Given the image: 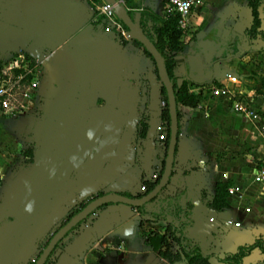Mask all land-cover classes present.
Returning <instances> with one entry per match:
<instances>
[{"label": "crops", "instance_id": "0c3cea01", "mask_svg": "<svg viewBox=\"0 0 264 264\" xmlns=\"http://www.w3.org/2000/svg\"><path fill=\"white\" fill-rule=\"evenodd\" d=\"M165 1L140 2L162 19ZM258 13L264 31V0ZM189 22L177 71L185 75L194 34L204 31L215 46L213 54L201 52L211 82L190 86L185 78L201 97L196 108H179L171 176L156 202L178 196L190 207L187 237L205 255L222 256L264 239V186L252 181L264 158V88L239 81L251 58L264 61V41L250 45L245 38L247 0H201ZM16 49L40 61L48 78L29 119L0 116V264H31L88 200L140 194L143 182L160 177L166 152L153 61L133 40L104 34L87 0H0V64ZM225 74L236 78L235 90L253 116L209 98V89L226 84ZM219 183L241 191L227 192L224 208L215 212L209 204ZM155 208V202L145 205L147 212ZM140 220L130 207L103 206L57 244L49 264H184L157 255L156 238L168 236L170 218L142 226ZM243 264H264V254L254 251Z\"/></svg>", "mask_w": 264, "mask_h": 264}, {"label": "trees", "instance_id": "16d2710c", "mask_svg": "<svg viewBox=\"0 0 264 264\" xmlns=\"http://www.w3.org/2000/svg\"><path fill=\"white\" fill-rule=\"evenodd\" d=\"M247 1L251 13V25L245 31V38L247 42L252 45L257 39H259L260 41H264V31L260 30V19L258 13V8L261 5L262 0ZM124 3L125 7L128 9L127 14L131 18V20H138V23L143 29V32L145 33L147 38L154 44L156 50L161 55L162 67L166 71L171 85L173 86L177 116L179 115L180 107H187L191 109L196 108L199 103L201 94L192 92L189 88V84L185 79V75L180 74L177 71L178 67L181 64V60L177 58V54L182 53L184 50V45L180 41L183 31L178 27L179 18L177 16L164 15L162 19H159L151 12L144 10V8L141 7V2L124 0ZM138 9L142 10L137 11ZM159 21H161L162 23L161 27L156 26L157 22ZM133 42L135 45L142 47L138 42ZM143 51L145 55L153 61V59L144 48ZM155 72L157 74L156 69ZM213 84L217 85L215 81H213ZM190 86L197 85L190 82ZM161 94L163 97V102L165 103V107L161 111V120L163 121L167 131L165 139V147L167 148L170 119L169 111L167 108L168 106L166 91L163 86H161ZM158 180L159 178H157L154 183L143 182V185L145 187L144 193L125 195V197L137 199L148 194L155 187ZM229 187L230 186L228 183H219L216 185L214 197L212 199V202L209 204V208L211 210L215 212L222 211L225 205ZM156 199L157 197L150 202H155L156 204V208L152 212H147L145 210V206L135 208V211L141 218L139 223L140 226H142L145 222L166 221L170 218V221L166 225V232L168 233V236L164 234L156 238L157 244L161 249L157 253L158 256L166 258L171 262L182 260L184 264H211L212 260L215 261V264H243L244 259L249 257L254 251H258L261 254H264V239L258 238L251 244L237 247L234 253L224 254L222 256L214 254L205 255L201 251V249L187 237L186 229L191 227V221L189 220L190 207L186 206L183 208L179 204L178 196L165 197L163 199H158L157 202ZM90 201L91 199L86 203H83L80 206L79 210L72 212L69 215L68 220L71 219L81 209H83ZM76 227H74L73 229H75ZM169 240L177 245L179 252H176L174 254L171 253V242L169 243ZM50 257L51 256H49V258ZM49 258L47 259L45 264H49ZM31 264H35V262Z\"/></svg>", "mask_w": 264, "mask_h": 264}, {"label": "built area", "instance_id": "2783aa9c", "mask_svg": "<svg viewBox=\"0 0 264 264\" xmlns=\"http://www.w3.org/2000/svg\"><path fill=\"white\" fill-rule=\"evenodd\" d=\"M87 1L104 34L111 35L121 42L130 41L128 30L118 18L114 5L106 1L100 3L97 0ZM119 2L124 6L123 0H117V3ZM200 3L201 0L165 1L164 14L179 18L178 27L183 31L182 37L189 31L191 13ZM125 9L128 11L127 8ZM47 78L48 71L40 61L26 55L22 49L14 50L11 58L0 64V116L17 119L34 113L37 110L39 93L44 88ZM224 78L227 81L226 84L212 87L206 92L209 98H223L230 102L233 112L245 118L253 116L242 93L235 90L236 78L228 74H225ZM161 107H165L164 102L161 103ZM164 137L166 139V135ZM252 181L254 184L264 186V158ZM240 191V187H231L228 189V195ZM139 192H145L143 184L140 186ZM249 210L246 208L245 212H249ZM226 223L236 228L241 226L240 222L235 220H227Z\"/></svg>", "mask_w": 264, "mask_h": 264}, {"label": "water", "instance_id": "95a60500", "mask_svg": "<svg viewBox=\"0 0 264 264\" xmlns=\"http://www.w3.org/2000/svg\"><path fill=\"white\" fill-rule=\"evenodd\" d=\"M107 3L114 5L115 12L128 30L129 40L138 42L153 59L155 69L157 71L158 79L161 85L166 91L167 98V108L169 111V138L166 148L164 164L160 178L148 194L137 198L131 199L123 195L112 194V195H102L95 198L93 201L88 203L83 209L76 213L71 219H69L63 226H61L58 231L52 236L48 241L47 245L41 252L35 264H45L51 253L54 251L57 244L78 224L86 220L93 212L99 208L109 205L118 204L130 207L132 209L143 207L154 200L160 192L166 187L169 182L174 154L177 144L178 136V116L176 109V101L174 97L173 86L168 78L166 71L162 67V58L159 52L156 50L154 44L147 38L143 29L141 28L138 20L132 21L124 6L121 3H117V0H105ZM140 2L141 0H133ZM204 31H199L195 35V42L190 44V48L193 54L185 56L184 67L186 78L194 83L195 85L202 86L204 84L211 82V75L207 72L206 65L201 58V52H207L213 54L215 52V46L208 42L209 37H206ZM228 58V57H226Z\"/></svg>", "mask_w": 264, "mask_h": 264}, {"label": "rangeland", "instance_id": "374dc122", "mask_svg": "<svg viewBox=\"0 0 264 264\" xmlns=\"http://www.w3.org/2000/svg\"><path fill=\"white\" fill-rule=\"evenodd\" d=\"M190 29H193V28H190ZM200 29H202V28H199L198 27L196 30L195 29L194 30L196 32V31H199ZM260 52H262V53L264 52L262 47L260 48ZM250 63L252 65L251 66V69H249L247 71L248 73H244L243 74V79H239V81L241 83L243 81V85H245L248 88L252 89L253 87H256L259 84L260 85L263 84V81H264V66H263V63H264V61H262V60L261 61H258L257 58L256 59H252L251 58ZM30 115H34V114H32V113L27 114L25 116V118L29 119L31 117ZM28 146H30V145H28ZM20 156H22V158H23L24 155L21 153Z\"/></svg>", "mask_w": 264, "mask_h": 264}, {"label": "flooded vegetation", "instance_id": "af4514ba", "mask_svg": "<svg viewBox=\"0 0 264 264\" xmlns=\"http://www.w3.org/2000/svg\"><path fill=\"white\" fill-rule=\"evenodd\" d=\"M195 35H196V34H194V39H195ZM159 178H160V177H159ZM140 194H142V193H140ZM98 197H100V196H98ZM95 198H97V197H95ZM95 198H92L91 201H93ZM91 201H90V202H91ZM90 202H89V203H90ZM87 204H88V203H87ZM87 204H86V205H87ZM105 206H106V205H105ZM99 209H100V208H99ZM96 211H97V210H96ZM91 215H92V214H91ZM72 230H73V229H72ZM57 231H58V230H57ZM51 238H52V237H51ZM47 243H48V242H47ZM46 245H47V244H46ZM42 251H43V250H42ZM52 253H53V252H52ZM52 253H51V254H52ZM40 254H41V253H40ZM40 254H39V256H40ZM39 256H38V257H39ZM50 256H51V255H50ZM37 259H38V258H37ZM37 259L34 260V261H32V262H36ZM49 259H50V258H49Z\"/></svg>", "mask_w": 264, "mask_h": 264}]
</instances>
